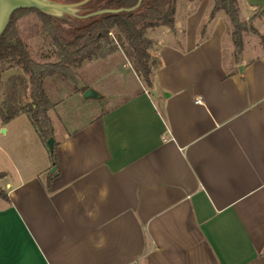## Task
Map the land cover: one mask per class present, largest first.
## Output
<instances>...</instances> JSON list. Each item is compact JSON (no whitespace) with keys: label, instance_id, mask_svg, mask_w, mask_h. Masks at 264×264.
Returning a JSON list of instances; mask_svg holds the SVG:
<instances>
[{"label":"crops","instance_id":"obj_1","mask_svg":"<svg viewBox=\"0 0 264 264\" xmlns=\"http://www.w3.org/2000/svg\"><path fill=\"white\" fill-rule=\"evenodd\" d=\"M241 2L242 20L264 10ZM212 8L179 1L146 29L152 88L116 50L97 97L68 96L101 110L52 102L51 152L25 112L6 122L32 130L4 149L0 264H264V44L237 52Z\"/></svg>","mask_w":264,"mask_h":264},{"label":"trees","instance_id":"obj_2","mask_svg":"<svg viewBox=\"0 0 264 264\" xmlns=\"http://www.w3.org/2000/svg\"><path fill=\"white\" fill-rule=\"evenodd\" d=\"M136 1L88 0L84 5H90V10H94L102 7L132 6ZM174 1L152 0L146 3L143 0L140 6L131 12L121 11L89 17L88 23L80 27L69 28L71 34L69 40L61 35L53 36L59 59L44 63L35 62L30 58L24 43L19 37L13 42H9L7 39L16 14L25 11H36L42 17L48 18L49 16L35 8H20L12 13L6 29L0 36V61H13L15 64L20 65L25 73L29 74L28 82L31 85L30 97L32 98L30 118L43 141L52 136V125L47 115V110L52 104L43 87V80L47 76L57 73L66 79L75 81L70 66L80 64L84 59L104 57L121 48L145 85L149 88L153 87V70L158 66L159 60L149 51L153 42L146 36L145 30L148 27L158 25L172 27L175 10L171 5ZM213 1L210 15L213 16L218 10H223L227 14L232 26L233 42L236 51L239 52L243 45L242 32L247 30V23L240 18L236 0ZM259 9L262 8L259 7ZM140 23L142 24L140 25ZM113 31L116 42L110 37V32ZM20 112H23V108L15 106L12 101L7 103L6 110H3L0 105V117L4 122ZM0 196L6 197L2 190H0Z\"/></svg>","mask_w":264,"mask_h":264},{"label":"rangeland","instance_id":"obj_3","mask_svg":"<svg viewBox=\"0 0 264 264\" xmlns=\"http://www.w3.org/2000/svg\"><path fill=\"white\" fill-rule=\"evenodd\" d=\"M55 1L73 3L79 0ZM144 1L149 3L152 0ZM179 1L187 2L189 0H175L172 5L170 4L174 7V10L177 8ZM236 5L241 18V15L244 12L243 3L241 0H236ZM90 8V5L85 6L83 4L82 6H79L77 10L79 14H84L91 11ZM46 15L49 17H42L36 11H25L16 14L12 29L9 32L7 39L9 42H13L17 37H19L24 43L30 58L38 63L53 62L59 59L57 47L53 41L54 35H61L66 40H69L71 38L69 28L80 27L89 21L88 18L81 19L64 13ZM243 21L247 23V30L242 32L243 40L247 41L245 46L253 48L255 46H259L260 43L264 44V10L257 9L254 16L250 15L249 19ZM141 24L142 23H140V25ZM146 32L147 31L145 30V34ZM114 36V31L112 33L110 32L112 40H115ZM118 50L121 54H123V50L121 48ZM116 61L117 58L114 57L112 53L104 57L84 59L80 64L70 66L75 81L66 79L57 73L47 76L43 80V87L50 103L53 104L52 102L56 103L57 101H61L62 106H66L70 111L76 110V112L78 110H87L86 108H88V112L97 109L101 110L103 105L99 104L97 101H93V105L91 107L85 108L81 102L75 103V100L69 99L68 96L73 94L75 91H80L81 88L85 86L90 85V88H92L91 86L95 85L99 88L102 81H99L98 68H102V66L106 68V66L114 65ZM86 62H91L92 64L88 71L82 70L83 65ZM105 62H108V64ZM129 62L132 66V62L130 60ZM124 65L126 66L127 64ZM126 68H128L127 70L129 71V67L126 66ZM95 69H97V72L94 71ZM28 79L29 74L25 73L20 65L15 64L13 61H0V105L3 110H6L7 103L12 101V104L22 107L23 112L30 116V104L32 98L30 97L31 85L28 82ZM82 107L84 109H82ZM31 127L25 115H21L8 123L2 121L0 117V172H5L8 175L13 174V164L5 155L4 149L8 146L14 147L20 144L19 142L20 138H22L21 136H23L25 141L28 142V139H30V137L28 138V130H32ZM21 132H23L24 135L18 134ZM29 142H31V140ZM47 149L51 152L48 146ZM0 185L4 188V179L0 181Z\"/></svg>","mask_w":264,"mask_h":264},{"label":"water","instance_id":"obj_4","mask_svg":"<svg viewBox=\"0 0 264 264\" xmlns=\"http://www.w3.org/2000/svg\"><path fill=\"white\" fill-rule=\"evenodd\" d=\"M88 0H79L73 3L59 2L55 0H0V36L6 29L12 13L20 8H35L49 15H57L59 13L68 14L77 18L86 19L93 16H98L105 13H118L121 11L131 12L138 8L142 0H137L132 6L120 7H102L91 10L84 14H79L77 8L85 4ZM155 90H151V94L155 95ZM83 96L86 98L97 97L98 93L91 88H87ZM48 148L52 151L54 147V139L52 136L46 140ZM55 169L51 168V172Z\"/></svg>","mask_w":264,"mask_h":264},{"label":"built area","instance_id":"obj_5","mask_svg":"<svg viewBox=\"0 0 264 264\" xmlns=\"http://www.w3.org/2000/svg\"><path fill=\"white\" fill-rule=\"evenodd\" d=\"M165 139V138H164Z\"/></svg>","mask_w":264,"mask_h":264}]
</instances>
